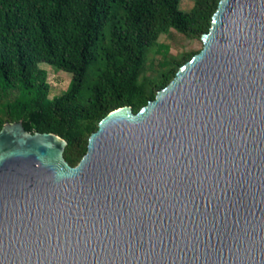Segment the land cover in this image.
<instances>
[{"label": "water", "instance_id": "1", "mask_svg": "<svg viewBox=\"0 0 264 264\" xmlns=\"http://www.w3.org/2000/svg\"><path fill=\"white\" fill-rule=\"evenodd\" d=\"M137 112L67 140L0 129V264H264V0H220Z\"/></svg>", "mask_w": 264, "mask_h": 264}, {"label": "trees", "instance_id": "2", "mask_svg": "<svg viewBox=\"0 0 264 264\" xmlns=\"http://www.w3.org/2000/svg\"><path fill=\"white\" fill-rule=\"evenodd\" d=\"M220 0H0V129L21 120L31 132L67 140L65 158L76 165L89 137L112 109L137 112L176 75L184 59L168 44L154 77L141 79L147 49L171 28L201 38ZM47 62L70 70V88L50 97L38 68Z\"/></svg>", "mask_w": 264, "mask_h": 264}, {"label": "rangeland", "instance_id": "3", "mask_svg": "<svg viewBox=\"0 0 264 264\" xmlns=\"http://www.w3.org/2000/svg\"><path fill=\"white\" fill-rule=\"evenodd\" d=\"M194 6V0H181L180 7L189 11ZM168 44L170 55L176 59H184L192 52L201 50L203 42L201 38H191L171 28L169 32L162 33L156 44L150 46L146 51L144 68L141 79L154 77L160 67L159 62L162 54L157 50L159 45ZM38 68L42 71L41 77L50 84V97L59 95L68 90L73 83L74 73L70 70H60L47 62H41ZM3 100H0V104Z\"/></svg>", "mask_w": 264, "mask_h": 264}]
</instances>
